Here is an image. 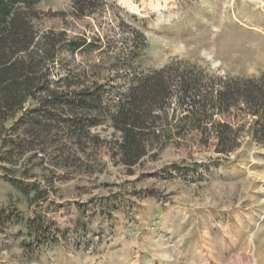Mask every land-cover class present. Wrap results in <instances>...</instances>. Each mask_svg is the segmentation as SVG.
<instances>
[{
	"label": "rangeland",
	"instance_id": "rangeland-1",
	"mask_svg": "<svg viewBox=\"0 0 264 264\" xmlns=\"http://www.w3.org/2000/svg\"><path fill=\"white\" fill-rule=\"evenodd\" d=\"M72 1L32 8L38 35L64 32L90 46L59 48L51 77L65 79L60 90L101 87L111 109L129 68L264 77V0H91L80 18ZM181 111L172 100L167 142L131 169L114 156L119 134L107 114L93 125L89 115L81 130L66 112L47 111L33 135L8 122L0 264H264V145L242 133L233 153L217 155L197 132L176 135Z\"/></svg>",
	"mask_w": 264,
	"mask_h": 264
},
{
	"label": "trees",
	"instance_id": "trees-1",
	"mask_svg": "<svg viewBox=\"0 0 264 264\" xmlns=\"http://www.w3.org/2000/svg\"><path fill=\"white\" fill-rule=\"evenodd\" d=\"M40 1L0 0V132L14 121L22 123L24 132L33 135L43 121L51 116L60 118L63 112L68 117L63 121L82 130L89 115L95 114L90 118L93 125L99 116L107 114L119 134L114 156L124 168L131 169L154 146L160 149L167 142L171 129L169 107L174 100L182 109V116L174 124L176 135L197 132L199 144L220 156L233 153L244 133L255 144L264 145L263 76L216 77L199 67L180 64L148 72L129 68L127 85L111 109L101 87L60 90L65 79L54 81L51 77L59 48L66 45L73 52L90 46L67 40L64 32L38 35L33 25L37 14L32 8ZM90 2L73 0L72 15L84 16ZM30 105H34V110L28 108ZM47 111L50 117L46 116ZM11 185L18 187L13 181ZM39 222L40 229L47 231L44 218L40 217ZM27 229H33V222L28 223Z\"/></svg>",
	"mask_w": 264,
	"mask_h": 264
}]
</instances>
